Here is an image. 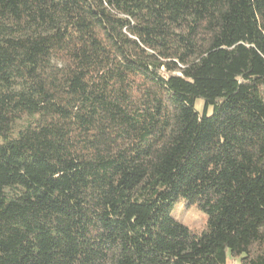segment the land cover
I'll return each instance as SVG.
<instances>
[{
    "label": "trees",
    "instance_id": "obj_1",
    "mask_svg": "<svg viewBox=\"0 0 264 264\" xmlns=\"http://www.w3.org/2000/svg\"><path fill=\"white\" fill-rule=\"evenodd\" d=\"M228 259L264 264V0H0V264Z\"/></svg>",
    "mask_w": 264,
    "mask_h": 264
},
{
    "label": "rangeland",
    "instance_id": "obj_2",
    "mask_svg": "<svg viewBox=\"0 0 264 264\" xmlns=\"http://www.w3.org/2000/svg\"><path fill=\"white\" fill-rule=\"evenodd\" d=\"M194 109L200 115L204 112V103L201 99H196ZM212 113V108L206 109V114L209 116ZM170 215L175 220L187 228L194 231H201L206 222V215L199 211L195 205H186L181 199L178 200L170 212ZM235 261L228 259L227 264H233Z\"/></svg>",
    "mask_w": 264,
    "mask_h": 264
}]
</instances>
